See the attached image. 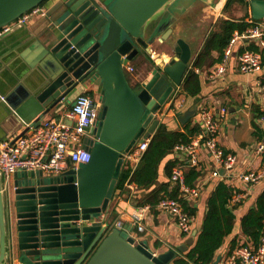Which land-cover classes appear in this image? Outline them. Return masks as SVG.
Wrapping results in <instances>:
<instances>
[{"label": "water", "instance_id": "obj_1", "mask_svg": "<svg viewBox=\"0 0 264 264\" xmlns=\"http://www.w3.org/2000/svg\"><path fill=\"white\" fill-rule=\"evenodd\" d=\"M47 1L0 0V31ZM213 1L62 3L58 31L51 36L54 44L42 49L36 58L43 74L34 80L33 87L16 86L6 102L14 109L23 104V110L30 108L34 117L25 121L36 128L50 110L69 104L68 95L74 89L95 82L101 88L102 107L98 125L88 130L84 140L91 160L56 176L41 171L17 172L12 188H7L0 170V264H12L15 253L21 264H173L179 252L185 253L194 244L196 230L183 245L155 254L146 243L136 241L133 229L115 227L108 232L109 227L100 220L117 195L124 156L153 137L161 123L157 112L183 85L190 69L191 48L179 39L168 65L157 66L149 81L135 86L130 84L127 67L139 54H151L154 42L169 38L177 14ZM250 13L254 20H264V0H251ZM21 27L25 25L10 28L0 40ZM35 72L40 73V69ZM11 209L16 218V248Z\"/></svg>", "mask_w": 264, "mask_h": 264}, {"label": "crops", "instance_id": "obj_2", "mask_svg": "<svg viewBox=\"0 0 264 264\" xmlns=\"http://www.w3.org/2000/svg\"><path fill=\"white\" fill-rule=\"evenodd\" d=\"M64 1L66 0H48L39 6L46 10L45 16L33 14L32 12L30 14L28 12L30 16L24 23L25 27L14 29L0 40V143L34 129L25 121H29L30 118L34 117L30 108L23 110V104L18 109H14L6 102V98L11 96L16 86L20 84L26 88L33 87L34 80L36 81L39 74H43V70L39 67V62H37L36 58L42 49L50 48L54 44L51 36L58 31L57 21L62 10L60 7ZM208 7L214 10L212 4ZM193 13L194 8L188 10L183 15L177 14V21L172 26L173 32L169 38L165 42L157 40L151 46V54L144 52L132 61L129 66L134 70L132 73L128 72V79L132 86H135L139 82L149 81L153 70L157 66H167L174 57V47L179 39H184L190 46L192 59L198 54L205 38L202 41L194 42V36H188L190 32L189 27L192 26ZM217 19L218 17L214 23ZM16 24H10V28H13ZM255 46L259 47L253 40L238 42L233 48L228 71L220 79L214 80L210 78V72L221 61L212 66H206L203 70H199L201 92L197 98H187V105L185 108L183 107L179 118L176 115V111L169 109L170 105L168 103H170L171 99L161 110L165 113L164 119L170 120L169 126L171 129L183 131L189 124L195 126L199 123V111L204 106L213 108L217 113L216 115L219 116L220 109L223 107L227 108L226 116L223 118L221 116L217 117L220 122L219 143L226 152L234 154L237 157L236 168L241 172L256 170L259 167L260 160L256 155V145L264 137V63H262V67L258 72L251 75L241 74L237 69L238 56ZM260 50L262 49L260 48ZM215 57L217 56L215 55ZM31 64L34 66H31ZM38 68L40 69V73L35 72ZM100 90L99 85L90 81L78 86L68 95L67 100L69 104L67 106L63 104L61 108L50 110L44 119L59 121L66 118L67 112L70 111L72 104L79 95L87 93L99 96ZM179 94L186 102V97L181 88L179 89ZM49 104H46L45 108ZM199 154L201 167L198 170L201 175L197 184L201 186V195L192 205L196 209V215L195 217L193 216V231L196 230L197 233L202 227L211 192L214 190L216 184L225 178V176L222 179L212 177L213 171L219 170L222 175L224 169L216 164L207 148L201 142L199 143ZM175 156L180 161L184 159L183 155L175 152L166 158L160 167L159 183L169 180L165 175L164 168L167 161L172 160ZM225 174L226 172L223 175ZM14 181L15 178L13 177L10 183L11 188L14 185ZM227 183L231 184L228 181ZM235 186L240 192L238 194H241L240 199L234 198L230 203L231 206L235 207V230L217 251L213 264H223L226 257L231 254L232 242L236 236L239 238V243L244 245L247 243L253 246L242 235L241 221L255 206L257 198L264 190V181L254 187H247L244 183L240 182ZM146 193L139 191L136 186L135 189H128L126 195H116L110 204L109 211L101 217V224L103 226L107 225V229L108 227L109 229H113L115 228V223L122 220L125 224L124 229H133L131 235L136 241L138 243H146L155 254L174 250L178 246L183 245L192 235L193 231L188 236L181 235L175 218L172 215L162 213L157 209H152V207L145 213V219L143 220L145 231L142 233L136 231L134 225L129 220V216L137 209L148 206L147 204H143V198ZM10 200L12 202L10 204L13 206L12 194L10 195ZM11 210L9 219L10 223L12 222L13 224L12 241L16 248V218L13 209ZM185 253L179 252L178 255L182 257ZM17 258L15 253L12 263L13 260H18Z\"/></svg>", "mask_w": 264, "mask_h": 264}, {"label": "built area", "instance_id": "obj_3", "mask_svg": "<svg viewBox=\"0 0 264 264\" xmlns=\"http://www.w3.org/2000/svg\"><path fill=\"white\" fill-rule=\"evenodd\" d=\"M229 0H218L213 5L214 10L223 12ZM251 1V0H247ZM33 14L45 16L46 10L37 7L31 10ZM29 12V13H30ZM31 14V13H30ZM30 14L23 15L15 23L24 24ZM251 27L244 33H235L229 45L224 51L223 58L210 72V78L217 80L224 77L230 65L233 48L242 40H253L258 46L264 49V21L248 20ZM16 24V25H17ZM11 26V25H10ZM10 26L0 31V36L10 29ZM262 67V53L245 51L238 56L237 69L241 74L251 75L258 72ZM133 68L127 67V71L132 73ZM199 73L200 71L197 70ZM171 99V100H170ZM169 109L176 111L183 107L185 102L179 94V89L170 98ZM102 104L98 95L81 94L71 106L66 114V118L59 121L44 119L41 124L32 131L21 134L0 143V170L4 173L7 187H10L12 178L20 171H41L46 176H56L68 170L70 166L77 167L87 164L91 160V154L84 147V140L89 136L88 130L95 128L100 120ZM162 110V109H161ZM158 111L156 118L162 121L165 113ZM216 111L208 106H204L199 111V123L202 132L193 138L188 145L180 144L175 147L174 152L184 156L183 165L178 164L172 170L171 181L180 188L184 199L193 205L201 195V186L196 184L190 188L186 185L185 172L188 168L199 169L201 159L199 154V143L203 144L211 158L216 164L222 167L226 174L221 175L219 170L212 172L214 178H224L236 188L238 182L244 183L247 187H254L264 181V137L256 145V155L260 160V165L256 170L241 172L236 168L237 157L226 152L219 143L220 122L217 117H224L227 108L223 107L216 115ZM264 122V118H263ZM152 138H146L138 147H134L124 156L125 164H129L135 170L147 150ZM71 167V168H72ZM135 184L128 183L127 189H135ZM238 190V189H237ZM241 198V194H235L233 199ZM151 206L137 209L129 216V220L134 225L138 233L145 231L143 220L145 213ZM156 209L162 213H167L175 218L177 228L181 235L188 236L194 229V219L190 216L179 200L172 198L162 199ZM115 227L124 229L122 220L115 223ZM18 259V258H17ZM12 264H21L19 260H13ZM223 264H264V231L261 235L257 247L250 245H239L226 259Z\"/></svg>", "mask_w": 264, "mask_h": 264}, {"label": "trees", "instance_id": "obj_4", "mask_svg": "<svg viewBox=\"0 0 264 264\" xmlns=\"http://www.w3.org/2000/svg\"><path fill=\"white\" fill-rule=\"evenodd\" d=\"M235 5H241L245 8L244 16L233 17L230 15ZM250 18L256 21L251 17L249 1L229 0L226 3L223 16L219 17L212 25L200 51L192 59L191 67L181 86V91L186 97V102L183 104L184 108L187 105V98H197L201 92V78L197 70H203L206 66H212L221 61L234 34H244L251 27L248 22ZM249 51L261 52L262 63H264V51L257 46L249 48ZM183 107L176 110L178 118L182 114ZM169 122L168 119H162L135 170H132L128 163L124 165L117 183L116 194L119 196L126 195L128 193L127 184L133 183L139 191L147 192L144 195L143 204L151 206L152 209H156L162 199L172 198L182 202L190 216L195 217L196 209L185 201L180 188L171 181L173 168L178 164L183 165L184 162L182 160L181 162L176 156L167 161L164 172L169 180L161 183L158 180L160 167L164 160L174 154L176 146L190 144L193 138L202 132V127L200 123H197L195 126L187 125L183 131L173 130L170 128ZM200 175V171L196 168L186 169V185L190 188L195 187ZM238 193H240L239 190L224 180L216 184L209 196L207 212L194 244L182 257L178 255L173 264H213L217 251L223 246L226 239L234 233L235 207L231 206L230 203L234 195ZM110 231L111 229L108 230V232ZM241 231L250 244H253L254 247L258 246L264 231V190L257 198L255 206L242 218ZM240 244L239 238L236 236L232 242L231 253ZM245 245L248 244L245 243Z\"/></svg>", "mask_w": 264, "mask_h": 264}, {"label": "rangeland", "instance_id": "obj_5", "mask_svg": "<svg viewBox=\"0 0 264 264\" xmlns=\"http://www.w3.org/2000/svg\"><path fill=\"white\" fill-rule=\"evenodd\" d=\"M217 1L218 0H214L212 5L217 3ZM208 6H210V5L198 4L194 8L193 18L191 21L192 26L189 27L190 32L188 33V36H192V35L194 36V40H193L194 42L202 41L205 38V36L207 35V33L211 30L215 19L217 17L219 18V17L223 16V12H218V11L212 10ZM245 11H246L245 8H243L241 5H235V7L233 8L230 15L233 17L234 16L241 17V16H244ZM169 104L170 103H168V105ZM164 107L165 106H163L162 108H164Z\"/></svg>", "mask_w": 264, "mask_h": 264}, {"label": "bare ground", "instance_id": "obj_6", "mask_svg": "<svg viewBox=\"0 0 264 264\" xmlns=\"http://www.w3.org/2000/svg\"><path fill=\"white\" fill-rule=\"evenodd\" d=\"M114 227V226H113Z\"/></svg>", "mask_w": 264, "mask_h": 264}]
</instances>
